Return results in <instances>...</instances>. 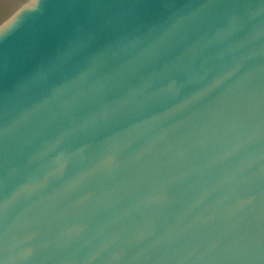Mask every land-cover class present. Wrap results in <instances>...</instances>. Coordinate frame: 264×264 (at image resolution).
Masks as SVG:
<instances>
[{
  "label": "water",
  "instance_id": "1",
  "mask_svg": "<svg viewBox=\"0 0 264 264\" xmlns=\"http://www.w3.org/2000/svg\"><path fill=\"white\" fill-rule=\"evenodd\" d=\"M0 264H264V0H0Z\"/></svg>",
  "mask_w": 264,
  "mask_h": 264
}]
</instances>
